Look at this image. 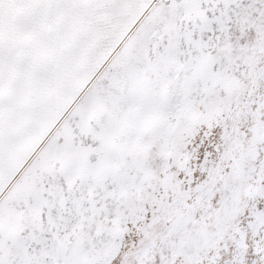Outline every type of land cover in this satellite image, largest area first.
Segmentation results:
<instances>
[{"label":"snow or ice","instance_id":"obj_1","mask_svg":"<svg viewBox=\"0 0 264 264\" xmlns=\"http://www.w3.org/2000/svg\"><path fill=\"white\" fill-rule=\"evenodd\" d=\"M0 264H264V0H0Z\"/></svg>","mask_w":264,"mask_h":264}]
</instances>
